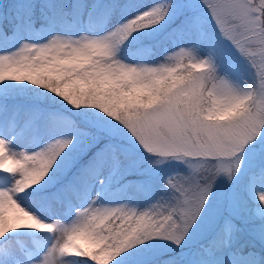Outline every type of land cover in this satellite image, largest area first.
<instances>
[{"label": "snow or ice", "instance_id": "snow-or-ice-1", "mask_svg": "<svg viewBox=\"0 0 264 264\" xmlns=\"http://www.w3.org/2000/svg\"><path fill=\"white\" fill-rule=\"evenodd\" d=\"M0 264H264V0H0Z\"/></svg>", "mask_w": 264, "mask_h": 264}]
</instances>
